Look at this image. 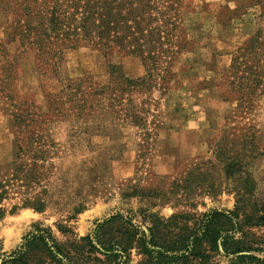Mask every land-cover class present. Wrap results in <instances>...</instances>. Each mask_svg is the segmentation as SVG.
Instances as JSON below:
<instances>
[{"label":"rangeland","instance_id":"374dc122","mask_svg":"<svg viewBox=\"0 0 264 264\" xmlns=\"http://www.w3.org/2000/svg\"><path fill=\"white\" fill-rule=\"evenodd\" d=\"M184 2L188 47L172 61L170 89L137 95L134 103L145 117L140 127L105 98L90 99L92 107L77 118L62 109L68 105L60 91L71 78L108 84L111 64L141 77L138 57L67 50L55 78L50 69L42 77L18 42L0 54V252L14 249L36 223L58 238L59 222L83 236L117 213L147 209L169 217L232 209L238 197L264 200V93L245 105L223 84L232 55L254 34L259 9L249 8V0ZM6 18L0 13V42ZM8 64L4 81L1 68ZM46 92L63 103L59 111L50 109ZM41 150L44 161L33 165L32 154ZM140 259L132 251L127 264ZM220 263L229 264L222 257Z\"/></svg>","mask_w":264,"mask_h":264},{"label":"trees","instance_id":"16d2710c","mask_svg":"<svg viewBox=\"0 0 264 264\" xmlns=\"http://www.w3.org/2000/svg\"><path fill=\"white\" fill-rule=\"evenodd\" d=\"M248 6L259 9V23L247 44L232 55L223 80L227 92L245 105L264 93V0H249ZM185 7L184 0H0V13L9 16L0 54L18 42L22 52L30 50L42 77L50 69L55 78L67 50L89 47L106 56L138 57L145 71L141 77L126 76L111 64L108 84L71 78L60 91L68 105L62 109L72 110L77 118L92 107L89 100L98 97L107 99L113 110L123 108L124 119L140 127L145 117L134 100L153 89H170L172 61L188 47ZM1 70L6 81L11 74L9 64ZM2 84L12 100L10 89ZM46 93L50 109L59 111L63 103ZM44 154L43 150L33 153L32 164L44 161ZM34 205L42 210L41 202ZM56 225L62 238L50 226L36 223L14 249L0 252V264H127L132 251L141 257L137 264H221V257L229 264H264V200L238 197L232 209L169 217L147 209L131 215L117 213L83 236L68 223Z\"/></svg>","mask_w":264,"mask_h":264}]
</instances>
